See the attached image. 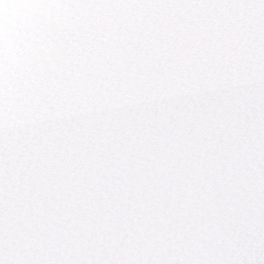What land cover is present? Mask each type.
I'll return each mask as SVG.
<instances>
[{
    "label": "snow or ice",
    "instance_id": "obj_1",
    "mask_svg": "<svg viewBox=\"0 0 264 264\" xmlns=\"http://www.w3.org/2000/svg\"><path fill=\"white\" fill-rule=\"evenodd\" d=\"M0 264H264V0H0Z\"/></svg>",
    "mask_w": 264,
    "mask_h": 264
}]
</instances>
